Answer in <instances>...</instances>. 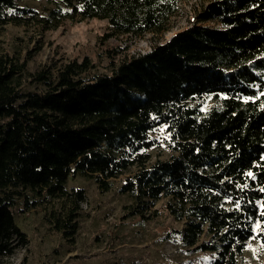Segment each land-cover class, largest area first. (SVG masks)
<instances>
[{
    "label": "trees",
    "instance_id": "16d2710c",
    "mask_svg": "<svg viewBox=\"0 0 264 264\" xmlns=\"http://www.w3.org/2000/svg\"><path fill=\"white\" fill-rule=\"evenodd\" d=\"M61 1L43 12L0 0V25H51L61 11L107 19L106 40L162 34L181 0ZM206 1L192 24L147 52L111 58L107 72L85 55L31 73L33 87L28 62L0 48V264L30 240L17 197L31 207L41 196H71L57 225L74 232L86 194L67 182L79 176L102 190L124 176L121 191L145 209L169 196L167 210L185 221L181 243L213 253L211 264H264L242 262L249 241L264 243V0ZM208 96L217 102L206 108ZM160 145L169 157L154 156Z\"/></svg>",
    "mask_w": 264,
    "mask_h": 264
},
{
    "label": "rangeland",
    "instance_id": "374dc122",
    "mask_svg": "<svg viewBox=\"0 0 264 264\" xmlns=\"http://www.w3.org/2000/svg\"><path fill=\"white\" fill-rule=\"evenodd\" d=\"M41 11L64 7L61 0H20ZM206 0H181L178 12L170 19L171 29L164 33L146 32L142 35L116 33L107 40L103 35L111 31L105 18L73 19L59 12L51 25L38 20L8 22L0 25V48L16 50L28 62L26 84L35 86L31 73L43 69L56 70L71 58L90 55L100 72L110 71L109 60L151 50L157 42L169 39L176 31L192 24L204 10ZM200 24L220 26L214 20ZM121 51L117 53V49ZM108 50H112L111 52ZM212 97L202 103L208 108L216 104ZM154 156L169 157L164 145L153 149ZM124 176L116 178L109 190H102L91 178H71V191L85 188V199L79 203L77 224H57L66 220L72 198L41 196L35 206L28 207L24 197L14 200V211L21 228L28 233L29 242L19 246L9 258V264H211L214 254L190 250L183 246L176 229L185 226L166 208L170 199L165 196L150 208L138 207L134 198L121 191ZM31 197V196H30ZM30 199H33L32 197ZM136 209L146 215L135 213ZM154 209L158 210L154 214ZM156 210V211H157ZM163 255L159 258V255ZM243 263L264 262V243L254 238L242 255Z\"/></svg>",
    "mask_w": 264,
    "mask_h": 264
}]
</instances>
